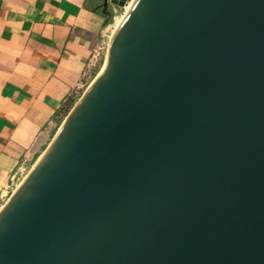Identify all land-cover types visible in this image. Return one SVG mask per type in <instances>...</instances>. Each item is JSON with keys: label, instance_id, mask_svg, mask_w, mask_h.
I'll return each instance as SVG.
<instances>
[{"label": "water", "instance_id": "95a60500", "mask_svg": "<svg viewBox=\"0 0 264 264\" xmlns=\"http://www.w3.org/2000/svg\"><path fill=\"white\" fill-rule=\"evenodd\" d=\"M0 264H264V0H138Z\"/></svg>", "mask_w": 264, "mask_h": 264}, {"label": "crops", "instance_id": "0c3cea01", "mask_svg": "<svg viewBox=\"0 0 264 264\" xmlns=\"http://www.w3.org/2000/svg\"><path fill=\"white\" fill-rule=\"evenodd\" d=\"M108 19L94 0H0V192L84 78Z\"/></svg>", "mask_w": 264, "mask_h": 264}, {"label": "rangeland", "instance_id": "374dc122", "mask_svg": "<svg viewBox=\"0 0 264 264\" xmlns=\"http://www.w3.org/2000/svg\"><path fill=\"white\" fill-rule=\"evenodd\" d=\"M98 7L103 8L105 0H94ZM128 2V1H127ZM109 19L108 23L103 29L100 38L96 44V49L91 55L90 66L87 72L79 83L78 87L75 89L71 97L68 99L65 107L61 112L53 119V121L44 130L43 135L38 139L35 145L28 152L27 157H25L24 162L21 164V168L16 175L13 176L10 183L5 186L0 192V209L3 208L13 194L19 189L24 180L30 174L33 165L37 162L39 157L46 151L51 142L53 141L56 133L62 126L63 122L67 119L70 113L73 111L77 103L81 100L87 89L91 86L94 80L101 73L103 66L105 65V60L108 54L109 48V38L108 32L114 26L116 20L125 14L126 4L124 7H119L116 5L109 4Z\"/></svg>", "mask_w": 264, "mask_h": 264}, {"label": "bare ground", "instance_id": "6f19581e", "mask_svg": "<svg viewBox=\"0 0 264 264\" xmlns=\"http://www.w3.org/2000/svg\"><path fill=\"white\" fill-rule=\"evenodd\" d=\"M137 1L138 0H128V2L126 3V11H125V14L123 15V16H120L119 18H118V20H117V22H116V24H115V26H114V28H113V30H112V32L110 33V35L108 36V38H109V48H108V53L110 52V49H111V47H112V45H113V43H114V41H115V39H116V36H117V34H118V32L120 31V29L122 28V26H123V24H124V22L126 21V19H127V17L129 16V14H130V12L132 11V9L134 8V6H135V4L137 3ZM108 55V54H107ZM104 67V66H103ZM78 104V103H77ZM71 114V113H70ZM70 116V115H69ZM68 116V117H69ZM68 117H67V119H68ZM66 119V120H67ZM65 120V121H66ZM65 121L63 122V124L65 123ZM63 124H62V126L60 127V129L58 130V132L56 133V135H55V137H54V139L56 138V136L58 135V133L60 132V130L62 129V127H63ZM53 139V140H54ZM52 143V142H51ZM50 146V145H49ZM47 150V149H46ZM46 152V151H45ZM45 152L39 157V159L37 160V162L33 165V168L31 169V171L37 166V164L40 162V160L42 159V157L44 156V154H45ZM21 187V186H20ZM19 187V188H20ZM18 190V189H17ZM17 192V191H16ZM15 192V193H16ZM14 193V194H15ZM13 194V195H14ZM13 197V196H12ZM11 197V198H12ZM10 198V199H11ZM10 199H9V201H10ZM8 201V202H9ZM7 202V203H8ZM6 206V205H5ZM5 206L3 207V208H1L0 209V213L3 211V209L5 208Z\"/></svg>", "mask_w": 264, "mask_h": 264}, {"label": "trees", "instance_id": "16d2710c", "mask_svg": "<svg viewBox=\"0 0 264 264\" xmlns=\"http://www.w3.org/2000/svg\"><path fill=\"white\" fill-rule=\"evenodd\" d=\"M118 20V19H117ZM117 20H116V22H117ZM116 22H115V24H116ZM115 24H114V26H115ZM114 26L110 29V31L108 32V36L110 35V33L112 32V30H113V28H114Z\"/></svg>", "mask_w": 264, "mask_h": 264}]
</instances>
